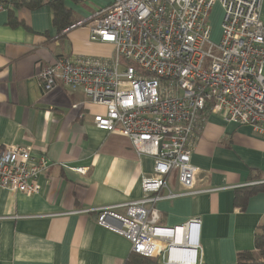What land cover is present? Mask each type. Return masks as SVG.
<instances>
[{
	"label": "crops",
	"instance_id": "0c3cea01",
	"mask_svg": "<svg viewBox=\"0 0 264 264\" xmlns=\"http://www.w3.org/2000/svg\"><path fill=\"white\" fill-rule=\"evenodd\" d=\"M111 1L62 0L76 23L59 32L48 0H0V151L30 146L33 155L49 161L38 192L0 187V264H123L131 252L127 239L98 224L97 211L141 199L153 158L137 155L121 133L94 125L93 116L105 107L64 86L46 93L35 77L37 68L60 56L109 58L113 45L92 41L91 22H79ZM216 15L220 21L218 0L208 24ZM260 18L264 23V0ZM201 116L191 144L190 162L197 169L191 188L172 169L160 193L178 195L154 207L167 227L198 217L200 263L237 264L238 252L254 248L264 219V141L224 113ZM252 185L263 187L248 197L245 210H237L235 190Z\"/></svg>",
	"mask_w": 264,
	"mask_h": 264
},
{
	"label": "built area",
	"instance_id": "2783aa9c",
	"mask_svg": "<svg viewBox=\"0 0 264 264\" xmlns=\"http://www.w3.org/2000/svg\"><path fill=\"white\" fill-rule=\"evenodd\" d=\"M214 1L112 0L79 22H91L92 41L113 45L109 58L60 56L35 73L46 93L64 86L105 107L93 116L94 125L121 133L137 155L153 158V173L142 180L143 197L99 209L97 222L127 239L131 252L162 264L200 263L198 217L163 226L154 203L178 195L160 193L172 169L191 188L197 170L190 162L191 144L202 128V113H224L264 141L261 0H218L216 43L208 24ZM48 163L30 146L8 145L0 151V187L36 193Z\"/></svg>",
	"mask_w": 264,
	"mask_h": 264
},
{
	"label": "trees",
	"instance_id": "16d2710c",
	"mask_svg": "<svg viewBox=\"0 0 264 264\" xmlns=\"http://www.w3.org/2000/svg\"><path fill=\"white\" fill-rule=\"evenodd\" d=\"M41 0H35L34 3H38ZM53 9L54 15V24L58 27L59 32L63 29L64 26H69L76 21H72L62 6V0H48ZM16 4V2H14ZM10 22H15L13 16L10 15ZM262 185L256 186H246L240 189L235 190V204L238 207L237 210L243 211L244 204L248 197L256 192L257 190L262 189ZM237 264H264V219L256 227L255 236H254V248L252 250H243L237 253ZM123 264H162L156 257H149L134 252L126 257ZM204 264V263H199Z\"/></svg>",
	"mask_w": 264,
	"mask_h": 264
},
{
	"label": "rangeland",
	"instance_id": "374dc122",
	"mask_svg": "<svg viewBox=\"0 0 264 264\" xmlns=\"http://www.w3.org/2000/svg\"><path fill=\"white\" fill-rule=\"evenodd\" d=\"M210 11H209V13H210ZM209 25H210V28H211V36H210L209 39H210L211 42L216 43V42L219 41V39L221 37V20L218 21V18H217V15H216L214 17V19L212 18V20L211 19L209 20Z\"/></svg>",
	"mask_w": 264,
	"mask_h": 264
}]
</instances>
